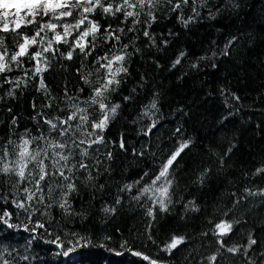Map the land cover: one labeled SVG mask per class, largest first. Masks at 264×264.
<instances>
[{"label": "trees", "instance_id": "obj_1", "mask_svg": "<svg viewBox=\"0 0 264 264\" xmlns=\"http://www.w3.org/2000/svg\"><path fill=\"white\" fill-rule=\"evenodd\" d=\"M176 3L181 7L174 10ZM147 11L141 13L133 31L128 30L133 27L132 18L122 23V14L105 17L97 10L94 16L101 33L109 24L124 28L117 48L127 44L130 55L123 62L127 72L117 77L119 85L106 93L109 108L114 104L120 107L102 133L104 142L92 145L87 157L74 150L69 161L83 159L92 176L86 179L88 171L83 169L74 173L76 190L68 200L80 215H68L56 203L61 197L57 185L67 181L48 177L41 187L45 204L52 207L43 215L44 204L33 201L39 210L29 223L27 214L16 209L12 200L23 199L22 189L31 185L21 184V190L16 191L12 185L18 178L0 174V196L7 201L0 200V213L12 212L11 223L20 225L8 228L0 224V256L9 264H150L122 250V241L159 264H264V172H257L264 169V0H188L187 4L161 0L152 9L155 20L145 14ZM190 17L185 25L183 21ZM33 28L35 25L27 29L29 35ZM0 34L7 37L11 49V34ZM96 45L87 59L77 55L79 49L71 60L57 54L43 73L48 94L39 89V77L27 87L17 88L14 96L6 94L12 85L0 88V145L8 139L19 141L25 131L66 139L50 132L45 120L70 114L65 91L84 101L99 86L97 78L103 82L105 70L96 71L100 65L94 58L103 56L112 43L98 35ZM59 48L67 51L66 45ZM178 58L180 63L173 66ZM25 66L31 67L26 59ZM89 72L91 83H85L82 76ZM7 75L22 73L15 70ZM153 100L157 107L150 109ZM80 106L88 108L85 127L92 131V121H98L102 113L97 105ZM153 121L155 127L145 134ZM185 141H190L189 146L170 168L171 203L167 210L153 206L147 196L133 199ZM138 180L140 184H136ZM128 184L133 185L131 190L125 188ZM49 186L53 189L51 200ZM105 207L115 208V212L105 213ZM221 221L233 225L223 236L216 229ZM36 223H44L45 228L35 233L24 231V225L31 230ZM64 232L86 235L92 244L68 258L58 256L56 245L46 241L63 237ZM173 236L184 237V243L169 255L162 249ZM249 239L256 244L249 247ZM228 248L239 251L229 252ZM110 249L123 251V255ZM213 256L215 260L210 259Z\"/></svg>", "mask_w": 264, "mask_h": 264}, {"label": "snow or ice", "instance_id": "obj_2", "mask_svg": "<svg viewBox=\"0 0 264 264\" xmlns=\"http://www.w3.org/2000/svg\"><path fill=\"white\" fill-rule=\"evenodd\" d=\"M160 3L161 0H0V33H10L13 45L10 49L5 42L7 37L0 34V77H3L0 80V88L4 84L12 85L6 93L8 96H14L17 88L22 85L27 87L28 82L36 80L37 77H39V89L48 94L43 73L55 61L57 54L63 59L71 60L73 53L79 49L77 55H83L84 59H87L95 51L98 35L102 41L112 43V47L103 56L94 58L95 63L100 65V68L96 71L105 70L103 82L98 77L96 83L99 86L93 88L92 94L84 101H79L78 98L69 96L68 92L65 91V97L69 101L68 107L72 109L70 114L64 119L57 117L55 121L45 120V123L49 125L50 132L56 131L59 137H66V139L50 138L43 134L33 136L30 132L25 131L20 136L19 141L8 139L4 145H0V174L18 178L12 185L16 191L21 190V184L31 185V187L25 186L22 189L25 194L23 199L12 200V204L16 209L22 210L27 214L29 223L32 222L31 217L39 210L34 207L33 201L36 204H44L45 211L42 212L43 215H47L46 210L52 207L51 203L45 204L44 188L41 187L42 182H45L48 177L59 176L64 181H67L66 184L57 185L61 189V197L56 203L66 214L80 215V213L72 210L68 196L76 190V176L74 173L81 169L88 171L89 166L84 163L83 159L71 164L69 161L74 157V150L79 149V155L87 157L89 154L88 150L92 145L104 142L102 133L107 128L109 120L115 117L117 109L120 107L119 104H114L109 108L106 103L108 100L106 93L115 91L113 85L118 86L120 83L117 77L121 73L127 72L123 62L126 56L130 55L127 53L128 45L123 44L117 48L120 43V36L125 30L123 27L113 28L109 24L101 33V25L94 19L97 10L105 17H116L118 14H122V23L132 18L133 27L128 30L133 31L134 26L139 23V17L145 8L148 9L145 14L151 20H155L152 9L156 8ZM167 3H171V0H167ZM182 3L187 4L188 0H182ZM180 7L181 4L176 3L173 9H179ZM193 12L197 16L199 15L195 8H193ZM69 18L73 19L70 20ZM190 20L191 17L183 22L187 25ZM32 25H35V28L32 29V34L29 35L27 29ZM85 25L87 26L85 27ZM148 26L150 27V24ZM21 29H24V31H21ZM143 34L146 37L149 36L147 30ZM61 44L67 46L66 52L60 51L59 45ZM228 46H225V54H227L226 49ZM32 49L35 50L33 51ZM49 53H51V56L48 55ZM181 56H183V53H181ZM25 59L31 64V67L25 66ZM179 63L180 59L178 58L173 66ZM15 70H19L22 75L16 77L7 75ZM91 75L92 73L89 72L82 76L85 83H91L89 80ZM80 91L82 92L83 89H80ZM0 99H3V97H0ZM235 99L238 100L239 97H235ZM81 103L89 106L97 105L102 113L98 121H92V131H88L85 127L89 121V114L88 108L81 107ZM47 106L50 107L51 104ZM156 107V101L153 100L149 108L155 109ZM144 114L148 115V111L146 110ZM73 121L78 122L73 124ZM11 123L15 125L16 120L12 119ZM155 123V121L152 122L151 127L147 129L145 134L150 132L152 127H155ZM96 130H99L101 134L98 135ZM189 143L190 141H185L179 144L169 158L161 164L158 174L151 178L150 182L140 189V195L134 196L133 199L139 200L141 196H147L149 200L153 201V206L158 204L162 211H166L168 204L171 203L170 189L172 187V179L170 178V168L181 152L189 146ZM81 145L86 146L81 147ZM120 147H124L123 141H121ZM108 157L111 158L110 153ZM45 161L48 163H45ZM257 172H264V169H257ZM147 175L148 173L145 172L144 176ZM144 176L140 179L143 180ZM86 179H92L90 171H88ZM136 184H140V180L136 181ZM132 187V184L125 185L128 190H131ZM52 191V187L49 186V200H51ZM246 191L250 190L246 189ZM37 193L40 194L38 197ZM0 200L7 202L6 198L2 196H0ZM119 202V199H117L116 203L118 204ZM103 211L105 213L110 211L114 213L115 208L109 209L105 207ZM148 214L150 216L153 215L151 208ZM19 215L20 213L17 212V218H19ZM12 218L13 213L5 210L0 213V224L8 228H19L20 225L11 223ZM232 226V223L221 221L216 225V229L218 234L223 236L231 231ZM38 228L44 229V223H36L31 230L28 225H24V231L33 233ZM45 231L47 230L45 229ZM66 237L72 238L65 239ZM104 239L111 240V237L105 236ZM46 242L55 244L59 250L56 255L65 258L92 244L90 237L77 232H64L63 237L57 235L54 239ZM182 243H184V237L173 236L171 242L166 244L162 251L171 255L172 250ZM254 244H256V240L249 239L248 246L251 247ZM104 246L100 245V247ZM120 248L133 256L142 257L143 260L150 261V264H159L157 259H151L148 255L127 247V241H122ZM110 251H114L116 255H123V251L115 252L112 249ZM228 251L236 252L239 249L228 248ZM210 259L215 260L216 257L213 256ZM0 264H9V262L0 256Z\"/></svg>", "mask_w": 264, "mask_h": 264}]
</instances>
